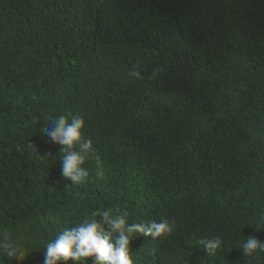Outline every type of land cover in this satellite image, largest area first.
Masks as SVG:
<instances>
[{"label":"trees","instance_id":"16d2710c","mask_svg":"<svg viewBox=\"0 0 264 264\" xmlns=\"http://www.w3.org/2000/svg\"><path fill=\"white\" fill-rule=\"evenodd\" d=\"M69 114L102 167L65 188L40 127ZM106 210L176 222L131 242L135 264H264L239 249L264 242V0H0V235L26 250L0 264H44L46 242Z\"/></svg>","mask_w":264,"mask_h":264},{"label":"clouds","instance_id":"9594fccd","mask_svg":"<svg viewBox=\"0 0 264 264\" xmlns=\"http://www.w3.org/2000/svg\"><path fill=\"white\" fill-rule=\"evenodd\" d=\"M129 75L139 78L138 67L133 66ZM85 125L83 117L69 114L50 120L42 129L40 127L41 138L43 133L51 143L61 146L60 174L63 180L71 182L65 183V188L83 184L89 179L90 173L85 165L91 160H94L98 169L102 167V160L96 154L92 139L84 135ZM28 148L39 154L35 144L29 142ZM54 149L57 154V149ZM108 166H104V170ZM30 217L45 219L42 214L35 212ZM128 217L127 211L113 214L106 210L75 221L73 226L63 228L54 239L44 244V264H88L89 260L92 264H135L131 253L134 239L144 236L156 241L171 235L176 227V222L167 218L130 222ZM195 242L207 257H215L223 244L220 237L199 238ZM0 249L9 258L19 262L25 259V248L10 233L0 235ZM239 249L245 257L254 258L264 253V242L250 236L242 241Z\"/></svg>","mask_w":264,"mask_h":264}]
</instances>
